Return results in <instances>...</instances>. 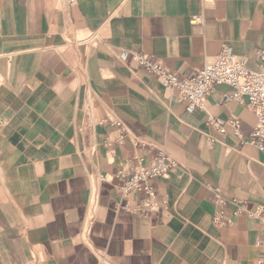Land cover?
Returning a JSON list of instances; mask_svg holds the SVG:
<instances>
[{"label":"crops","instance_id":"obj_1","mask_svg":"<svg viewBox=\"0 0 264 264\" xmlns=\"http://www.w3.org/2000/svg\"><path fill=\"white\" fill-rule=\"evenodd\" d=\"M69 1L0 0V264H264L254 112L220 85L189 113L120 59L190 77L229 46L260 71L264 0ZM159 151L177 163L153 182L166 207L134 212L145 198L123 199L121 174Z\"/></svg>","mask_w":264,"mask_h":264},{"label":"built area","instance_id":"obj_2","mask_svg":"<svg viewBox=\"0 0 264 264\" xmlns=\"http://www.w3.org/2000/svg\"><path fill=\"white\" fill-rule=\"evenodd\" d=\"M69 4L75 7L77 0H70ZM257 57L262 64V69L250 70L247 62L236 56L232 49L226 46L219 56L206 62L196 75L184 77L169 70L162 62L153 60L141 52L122 50L120 53L122 61L132 60L139 68L155 76L165 90L178 92L189 113L206 109L207 98L215 86H227L230 91L224 95L225 101L246 104L256 115L257 122L247 143L264 153V49L257 52ZM206 124L222 134H225L227 127L231 126L234 134L241 137L240 121L236 118L225 120L210 116ZM176 166L175 160L164 151H159L148 164L140 161L136 167L121 174L123 181L118 189L122 198L128 200L133 194H140L145 198L143 205L132 211L148 214L162 206L166 207V204L162 205L158 200L153 182L167 178ZM125 209L129 210L127 206ZM248 215L264 224V206L248 211ZM215 222L221 224L222 219L217 217ZM256 245L262 247L263 244L257 241Z\"/></svg>","mask_w":264,"mask_h":264}]
</instances>
